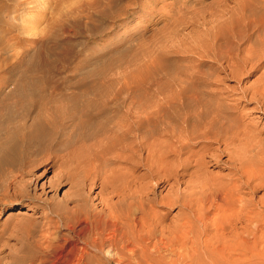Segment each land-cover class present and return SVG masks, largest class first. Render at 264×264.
Instances as JSON below:
<instances>
[{
  "label": "rangeland",
  "instance_id": "rangeland-1",
  "mask_svg": "<svg viewBox=\"0 0 264 264\" xmlns=\"http://www.w3.org/2000/svg\"><path fill=\"white\" fill-rule=\"evenodd\" d=\"M22 1L0 0V90L1 92L3 91L0 93V101H3V99L4 102L10 100L11 97L14 96L12 93L17 90L22 93L21 90L23 89H19V87L28 80L30 82L29 75L34 76L36 79L34 81V88L36 87L35 92H37L36 100L39 104V108L40 105L42 106V112L48 115V118L58 117L60 122H68L70 128L76 129L80 123L88 120L86 119V115L85 118L81 116L84 110L85 112H96L97 109L106 105L104 101L106 99L105 96L120 91L121 96L123 95V97H121L122 99L118 103H112V106L110 105V107H115V111L109 114L108 118H111V121L106 122L108 124L106 127L110 128V130H108L109 133L108 131H106L107 133L104 131L99 136L95 137L96 139L92 138L94 141L91 139L87 142V145L91 142L92 145L89 147L87 146L86 151L92 153L94 149H97L100 153L106 155L103 161L105 164H102V166L100 165L102 167L101 173H103V177L108 176V174L109 176L116 175L127 177L128 174L127 179L131 180L132 178V180H135L136 182L134 181L135 183L133 182L132 186L130 185L131 187L129 186L128 189V194L131 192V196L135 197L138 195V188L140 186H138V188L135 187H137L139 183L143 185V182L146 181V183L149 182L151 183L150 185H152V183L160 181L158 176V180L156 177L152 178L148 176V166L152 163V158L150 159L149 157L147 159L146 166L143 165L146 163V159L143 158V161H145H142L141 164L139 163L140 169H133L131 166V159H133L132 157L135 155L138 156L139 154L137 153H142L143 157H146L147 154L151 156V150H154L153 143H151L153 138H151L152 140L150 141L149 138L145 140L144 138L137 137L136 143L138 145L142 143L144 147L139 145L141 152L133 153L132 156V151L134 150L130 148L123 153L121 152L122 150L118 148V145L108 149V146L112 142L111 140L118 137V132L115 130H118L126 120H137L139 117L145 118L149 105H154L155 102L159 101L155 104L157 106L160 104L164 107L174 109L179 102L177 99L179 96H177V94L180 95L181 90L182 92L183 89L185 90L186 82H188L187 85H189V87L193 85V88L190 87L192 89L187 86L186 92L197 88L198 91H201L202 94L204 93L207 96L199 92L200 96H205L207 100L205 98L200 99V102L206 101L204 107L202 104L205 101L203 103L201 102L202 104L197 102L195 105L200 104L204 109L209 106V112L211 109L210 105L213 104L215 100L220 99L221 103L223 101V104L227 102L230 107H235L233 111H235L234 113H236L237 116H242H240V118L244 122L243 127L246 126L248 129L255 128L257 132L264 135V111L259 107L260 103L257 100L259 94H256V87H259L258 85L260 84L258 83L262 80L261 77L264 75V63L259 69L257 68V70L253 68L261 63L259 61L261 56V61H264V59H262L264 57V52L262 54L260 53L263 44L258 42L262 45L259 46L256 41L257 39L255 40V37H257L256 35H259L261 32L255 34L250 40L244 39V42L242 40V44L240 43V45L238 43L231 45L232 47L236 46L231 48L233 51L240 53L237 55L236 52H234V58L231 60L223 59V55H227L228 53V51H225L228 47L224 42L225 38L223 39V35L226 37L231 26L242 23L249 15H252L251 17L257 16V18H261L262 16V18H264V0H102V6L99 8L95 7L96 9L90 8L92 11L89 9L90 11H87L88 14L84 11V8L81 7L82 5H80L84 3V0H48L47 3H43L46 2V0H33L32 3H27L26 5H23L21 3ZM78 5L80 8H77ZM29 13L30 15H28ZM28 21H31L30 23L35 25L36 28L30 24L31 27H33L32 30L35 29L34 31H31V29L30 31L28 30V32L24 30L23 26L29 24ZM247 21L248 20H245L244 24ZM213 32H215L216 35ZM215 36H220V38L218 37L217 39ZM46 38L48 41H46L45 48L42 49L41 40ZM206 38L208 40H206ZM214 39H217L215 43L213 42ZM235 42H237V40ZM251 42L257 45V48L250 44L253 48L248 49L250 47L249 43ZM221 44H224L223 47ZM212 45H216L215 49ZM224 46H226V48ZM205 47L208 49L206 50ZM254 48L261 56L256 55L255 57ZM216 49L220 50H217V53H215ZM257 49L259 51H257ZM245 50H247L248 53ZM201 51H204V54ZM223 51L225 53L222 54ZM252 51H254V55ZM249 53H251L253 57H251L252 55H249ZM240 54L254 59L257 57L259 58H257V60L255 59L256 61L253 59L255 61V66L253 65L254 62L252 59H250L252 63L249 61L248 64L245 65L243 63V56H240ZM219 55L222 56L220 57ZM220 58L222 60H219ZM215 60L221 61L220 63L224 61L223 64H220ZM27 63H33L35 65V70L33 72H29L26 69L27 66L24 65ZM232 64L241 65H238L239 68L236 67V70L234 69L235 66L233 67ZM251 64L253 70L250 68ZM221 65H223V67ZM226 65L228 68L225 67ZM248 66L251 70L247 73L244 72L245 74L243 73V75L240 76L243 70H249ZM229 68L230 73L228 72ZM200 70L203 73L205 72V75H203ZM208 71L211 73L215 71L214 73L216 76L218 74L220 76L213 77ZM232 72L234 73L232 74ZM206 73L208 74L206 75ZM174 74H177L179 79L182 77L181 75H185L183 79H187V81L184 80V82L177 77L173 78ZM47 75L55 80V84L53 85L57 86L56 90L51 91L52 94L49 92V85L43 80V77ZM88 77H91L89 79L92 80L90 81ZM192 78L194 79L193 81L190 80ZM257 78L261 79L258 83L256 82L259 80ZM176 79H178V81ZM213 79L216 81H213ZM87 80H89L91 84H89ZM79 82H82V85L78 84ZM192 82L194 84H192ZM262 82L263 81H261V83ZM57 83L59 85H57ZM176 83L182 87L184 85L185 88L177 87ZM254 86L256 89H253ZM113 89H115V91ZM173 89L177 94L172 91ZM252 90L256 92L254 91V93ZM125 91H129V96H131L132 99L126 100L129 96H126V93H124ZM171 93H173V97ZM50 95L55 96L50 97ZM200 96L199 98H201ZM211 96L213 97L211 98ZM251 97L253 98L249 99ZM208 98L213 102L209 104L210 101ZM51 99L53 100L50 103ZM86 102H88V104ZM124 103H127V105L130 103L132 107L128 113L124 111L126 105ZM173 103L176 106L173 105ZM200 106H195L194 108L198 109ZM39 108H36L37 111L34 114L41 110V108ZM185 108L187 109V107ZM185 108H183L184 111ZM203 108H200L199 111L203 110ZM205 110L207 111V109ZM136 112L138 113L136 114ZM236 115L234 114V117ZM135 117L138 118L136 119ZM250 124L251 128L248 126ZM164 137L166 138L167 136ZM164 137L162 138L163 140ZM95 140L102 143V146ZM145 142L148 144L147 147L145 146ZM93 144H95V146L97 145V148ZM239 144L238 142L236 143V145ZM78 145V142L77 144L73 142L70 146L64 147L62 151L58 150V156H62L64 160L67 159ZM195 147L199 146L196 145ZM247 148H249V146H247ZM247 150L249 151L250 149ZM256 150L255 148L253 149L255 153H257ZM116 151H119L125 157H132L130 160L123 159L122 161H113L111 158L117 154ZM262 152H264V150ZM181 156V158H184V156L186 157L187 155L182 154ZM137 158L138 157H134V159L139 162ZM206 158H208L206 160H209L210 157ZM222 159L226 160L228 156H224ZM149 160L151 162H149ZM119 162L121 165H119ZM169 163L166 164L168 165L167 167L165 166L167 170H162L161 172L168 173L170 171L169 168L171 169V164L169 165ZM205 166V171L209 174L206 173L207 176H205L204 179L206 180L207 178V181L210 180L207 183L208 185L211 184L213 180L214 183L215 181L217 182L221 176L222 180H224L225 175L229 172V169L226 168L225 165L220 164V162L218 163L217 160H213ZM194 169L195 167H190L188 170H185L183 173H185L184 179L186 178V183L178 184V186L173 189L170 186H167L163 190L161 188L156 190L149 189L150 197H153V191L158 196V201H156L157 203L155 202L154 205L156 206H154V209L156 208L155 212L158 211L159 214L158 212L157 214L162 217L163 224L168 228V234L171 232L174 235L178 234V243H180L179 245L181 247L183 246L184 249L190 248L189 250L192 248V250H195V253L197 252L196 255L195 253L193 254L192 252L194 251L191 250L195 264H251L252 249L255 252L257 251L258 257L255 258L257 259L256 264H264V187L259 188L256 193V200L263 199V202L258 204L260 208L257 211L261 212L258 216L260 230L258 229L257 238L254 239L250 235L252 230H250V228L252 227H250L251 225L249 226V221H244V224H247L246 228H237L234 230L235 232L229 231L230 228L224 231L221 227L218 229L219 226L214 225V223L216 224L217 218L222 219H218L220 221H224V211L218 209V211L216 209H210L208 210L209 212L205 211L209 203H206V199H201V194L197 191L198 189L200 190L199 185L201 186V184H199V181L197 182V180H193L192 178V174L195 171ZM42 170L43 169L39 170L38 174H40ZM154 170L157 171L158 169L154 168ZM143 172H148L145 174V178L143 176V178L141 177V175L144 174ZM56 173V168H51L49 172L40 177L36 186V198L33 200L18 199L15 196H11L10 198L4 199L5 201L2 200V202H0V264H17L20 259H28L29 254L34 251H40V247L43 246L42 242H44L46 237L45 235L48 234L49 236L48 232L50 230V232H53V237L56 235L54 229L49 228V225L46 223L47 210L44 211L40 206L41 203L48 206L49 204L57 205L66 198L69 185L61 184L57 188H54L57 177ZM146 175L148 177H146ZM193 187H195V192ZM50 189L51 191H48ZM247 189L248 188H244V190ZM99 190L100 187L98 186L90 191L91 201L93 200L92 202L94 204H99L100 202V198L97 196ZM193 193L194 195H192ZM161 199L164 201L160 202ZM116 201H118L117 196L113 198V202ZM203 202L206 204L204 205ZM203 209L205 210L203 211ZM246 212L247 210L244 211L245 214ZM202 215L207 217L205 219L206 221L204 220L207 223V227L205 223L202 222ZM241 225L243 224H239V226ZM215 227H217L218 230ZM62 233L69 236L71 239L73 237V234L66 228ZM251 240L254 241L251 243ZM72 245L73 244H69L68 247L70 248ZM246 250V255H243L242 253ZM225 256L228 258H225ZM239 259L243 262L241 261L242 263H239Z\"/></svg>",
  "mask_w": 264,
  "mask_h": 264
},
{
  "label": "bare ground",
  "instance_id": "bare-ground-1",
  "mask_svg": "<svg viewBox=\"0 0 264 264\" xmlns=\"http://www.w3.org/2000/svg\"><path fill=\"white\" fill-rule=\"evenodd\" d=\"M47 1L48 0H46V2L43 3H47ZM32 2L33 0L32 1L24 0L21 3L23 5H26L27 3H32ZM101 3L102 0L101 1L84 0V3L82 4L79 3V4L82 5L81 7H83L84 11L87 12L90 10L92 11V9L90 8H95V7L99 8L103 4ZM78 7L79 5L77 6V8ZM28 15H30V13ZM251 16L252 15H249V17L247 16L248 18H246L245 20L248 21L245 22V24H244L245 20H243L242 23L231 26V28L228 30L227 35L225 34L226 37H224L223 35V39L225 38L224 42L227 44L225 45L228 47L225 50L226 52L228 51V53L227 55L225 54L223 55V59L231 60L234 58L233 55L234 52H236L237 55L240 53V52L237 53V51H233V49L231 48L236 46L232 47L231 45H234L235 43L236 44L238 43L240 45V43L242 44V40L243 42L244 39L250 40L251 38H253L255 34L259 32L261 33L259 35L258 34L256 35L257 37H255V40L257 39L256 41L259 46H262L259 43L263 44L260 53L262 54L264 52V18H262V16L261 18L258 16L260 18L259 19L257 18V16L254 17ZM28 22L29 24L23 26L24 30H27V32L28 30L30 31V29L31 31H34L35 29L32 30V28L33 27L36 28L35 25L30 23L31 21ZM30 24H32L33 27H31ZM213 33L215 34V32ZM218 37L220 38V36ZM207 38L206 40H208ZM216 40L214 39L213 42L215 43ZM236 40L237 42H235ZM46 41H48L47 38L41 40L42 49L45 48ZM252 42L256 43L255 41ZM252 42L249 43L250 47L248 46L249 47L248 49L253 48L251 47V45L257 48V45L253 44ZM221 45L223 47L224 44ZM226 46L224 47L226 48ZM213 47L215 49L216 45ZM205 49L207 50L208 48L205 47ZM217 50L220 49H216L215 53H217ZM259 50L257 49V51ZM245 51L248 53L247 50ZM252 52L254 55V51ZM223 53L225 52L223 51L222 54ZM256 53L257 52L255 50V57L256 55H260ZM250 54L251 53H249V55ZM241 55L242 54H240V56ZM253 55L251 57H253ZM219 56L221 57L222 55ZM251 57L248 56L245 57L244 55L243 63L247 65L248 62L251 61L250 59L252 60L254 59ZM261 57L259 59L261 63L258 61L260 64H258L257 66H255V61L259 57L255 58L256 59V60L254 59L255 61L253 60L254 62L253 65L255 67H253L251 64L250 67L251 69L253 67L254 69L257 70V68L259 69V67H261V65L264 63V61H261ZM262 59H264V57ZM219 60L222 59L220 58ZM223 61L222 63H220L221 61L220 62L217 61V62L223 64ZM232 65L233 67L235 66L234 69H236V67L239 68L238 65L241 64L238 65L232 64ZM232 65H228V66H232ZM24 66H27L26 69L29 72H33L35 70V65L33 63H27ZM221 66L223 67V65ZM249 66H248L249 70L248 71L243 70L240 76L243 75L244 72L247 73L251 70ZM225 67H227V65ZM214 72L212 73L210 72V73L211 75H213V77L214 76L217 77L219 74L216 76ZM228 72L230 73V68ZM234 72H232V74ZM204 73L202 72L203 75H205ZM207 74L208 73H206V75ZM181 76L182 77H180L179 79L177 77V74L176 75L174 74L173 78L177 77L179 80L182 79V81L184 80L187 81V79H183L185 75L184 76L181 75ZM28 77H30V82L28 80L19 87V89H23L21 90L22 93H20L18 90L15 91L14 93L11 92L12 95L14 94V96L11 97L10 100H6V102H4L3 99V101H0V202H2V200L6 198H10L11 196H15L18 199L20 198L24 200L25 199L33 200L34 198H36V194H37L36 193L37 181H39L41 176L49 172L51 168H56L57 170L56 173L57 177L54 188H57L61 184L63 185L67 184L69 185V191L66 193V198H64L63 201H61V203L57 202L60 204L57 205L49 204L48 206L41 203L40 206L44 209V211L47 210L46 223L47 225H49V228L54 229L56 235L53 237L52 235L53 232H50L51 230L48 232L49 236L48 234L47 235L44 234L46 237L44 242H42L43 246L40 247V251L39 250L34 251L33 253L29 254L28 259L26 258V260L25 258L18 260L17 264H183V263L195 264L192 258V255L195 253V250H192L191 248V250L194 251L192 252L193 253L192 254L191 250H189L190 248L184 249L183 246L182 248L179 245L180 243H178L179 240L177 237L178 234L174 235L172 234V232L168 234L167 231L168 228L163 224V220L161 219L162 217L158 215L159 214L158 211H157L158 214L157 212H155L156 208L154 209V206H156L154 204L156 201H158V196L154 191L152 192L153 197H150L151 195H149V189L156 190L158 188H161L163 190L167 186H170L173 189L174 187L178 186V184L186 183V178L184 179L185 173L183 172L185 170H188L190 167H195L194 169L195 171L192 174L193 180H197V182L199 181V184H201V186L199 185L200 190L199 189L197 190L201 194V199L204 198L206 199V203L207 202L209 203L208 207L204 206L206 207L205 208L206 210L203 209V211L204 210L208 211L210 209H214V210L218 209V210H223L225 213L224 214L222 211L224 215L223 218L224 221H220L222 219L217 218L216 224L213 222L214 225L219 226L218 229L221 227V229L224 231H226L229 228H230L229 231L230 230L234 231L237 228H241V227L246 228L247 224L245 225L244 221H249V226L251 225L250 227H252L250 228V230L252 229L250 235L254 239L257 238L256 235L258 234L257 232H259L258 216L261 213L257 211L260 208V205L258 204L264 201L263 199L256 200L257 191L259 190V188L264 187V152H262L264 150V135H261L259 132H257L255 128L248 129L246 126L243 127L244 122L240 118L241 115L237 116L236 113H234L235 112L233 111L235 108L234 106L230 107L227 104V102L223 104V101L221 103L220 99H217L218 101L215 100L216 97L214 98L215 102L211 101V99L208 98L210 101L209 104L213 102V104L210 105L211 109L208 112L209 106L207 108L205 107L207 111L203 108L206 101L204 100L205 101V102L203 101L204 103L201 101L203 104L200 102V99L205 98L206 95L203 93L205 96H200L199 92L201 91H198L197 88L190 90L189 92H186L187 86L189 87V85H187L188 82H186L187 83V84L185 83L186 88L183 85L186 91L183 89L182 92L181 90L180 95L177 94V92L174 91V89L172 90L174 93L177 94V96H179L177 98L179 101L177 103V106L173 103V105L176 106L174 108V106L172 105L174 109L164 107L160 104H158L159 106L155 105L156 103L159 102L157 100L158 102H155L154 105L151 104L149 105V107L147 105L148 110L147 113L145 112L146 113L145 118H140L138 116L139 119H137L138 117L137 118L135 117L137 120H129V121L126 120L118 130H115L118 132V137L113 138L111 140L112 142L108 146V149H111V147L118 145V148L122 150L121 152L123 153L126 152L125 150L130 148L134 150L132 151V156H133V153H137L141 150L139 145L141 147H144L142 143H140L139 145L136 143L137 137L144 138L145 140L149 138L150 141L152 140L151 138H153V141H151V143H153L154 150H151L152 151L150 154L151 156H148L147 154L146 157H143L142 153H137L140 156L135 155L134 157H138L137 159L139 160V162L136 161V159H134V157L131 156L133 158L131 159L132 160L131 166L133 169L136 168L140 169L139 163L140 164L142 163L143 158L146 159V163L143 164L144 166H146L147 159L150 157V159L152 158L151 159L152 163L148 166L149 173L143 172L144 174H142L141 177L143 176L145 178V174L148 173L149 177L157 178L158 176L160 180L157 181L156 183L155 182L152 183V185H150L151 183L149 182L146 183V181L143 180L144 181L143 185H140L142 183H139V185L135 187L138 188V186H140L138 188L139 190L138 195L133 197L130 195L131 192L130 194H128V189L130 185L132 186V183L135 180H132V178L131 180L127 179L128 174L127 177L126 176L120 177L116 175L109 176V174L108 176L110 178L108 176H106L108 178L103 177V173H101V169H102L101 166L102 164L103 165L105 164L103 161L105 160L106 155H104V153H100V151H98L97 149L96 150L94 149L92 153H88L86 151L87 146L89 147L90 145H92L91 144L92 142L89 143V145H87L88 144L87 142H89L92 138L96 139L95 137L99 136L104 131L106 132L110 130V128L106 127L108 125L106 122L111 121V118H108L109 114L115 111V107H110V105L112 103H118L122 99L121 97H123V95L121 96V92L116 91L111 94H108V96H105L106 99L104 101L106 105H104L102 108L99 109L96 108L97 109L96 112H91V111L85 112L84 110V113L82 112V115L81 114L80 115L83 116V118H85L86 115V119L88 120L80 123L76 129L72 127L71 129L68 122L62 123L59 121L58 117L48 118V115L42 112L43 108L41 105H40L41 110L38 111L36 114H34L37 111L36 108H39V104L37 103L36 100V93H37L35 92L36 87L34 88V84H35L34 81L36 79L34 76L31 75H29ZM262 77H261L262 80L260 78H257L259 80L256 81L257 83L260 80L263 81L262 83L261 81L258 83L260 84L258 85L259 87H256L257 88L256 89L254 86L253 88L256 89L257 92L255 90L252 91L253 92L255 91L256 94L257 93L259 94V98L257 99L258 102L260 103L259 107L264 111V75ZM89 78L91 77H88V79ZM178 79L176 80L178 81ZM43 80L45 83L49 85L50 87L49 92L50 94H52L51 91L57 89V86L53 85L55 84L54 83L55 80L48 75L44 76ZM89 80L87 81L89 82V84H91L90 81L92 79L90 81ZM190 80L193 81L194 79L192 78ZM214 80L215 79H213V81ZM81 83L82 82H79L78 84ZM192 84L194 83L192 82ZM57 85L59 84L57 83ZM178 86L179 85L177 84V87ZM113 90L115 91V89ZM2 92L0 90V93ZM124 93H126V96L130 95L129 91H125ZM171 94H172L171 96L173 97V93ZM54 96L50 95V97H54ZM199 96L201 98H199ZM212 97L213 96H211V98ZM252 98L253 97L249 99ZM127 99H132V98L131 96H129L126 98V100ZM52 100L53 99L50 100V103ZM174 101L177 102L176 100ZM197 102L198 103L200 102V104H202L203 107L200 106V104L195 105L197 104ZM86 103L88 104V102ZM124 104H126L124 107L125 108L124 111L128 113L132 109V107L130 106V103L129 105H127V103ZM207 105H208V101H207ZM195 106L196 107L200 106V107L198 109L197 108L195 109L194 108ZM185 107H187V109ZM183 108H185V111L183 110ZM200 108H203V110L199 111ZM59 109L56 110L58 111ZM137 113L138 112H136V114ZM234 114L237 117L236 116L234 117ZM248 126H250L251 128V124ZM164 136L167 137L165 138ZM163 137L164 140L162 139ZM94 139L92 140L94 141ZM95 141L98 142V140ZM73 142H76V144L78 142L79 145L74 149V151L71 153L69 157L66 156L67 159L64 160L62 156H58L59 155V153H57L58 150L62 151L64 147L70 146ZM237 142L240 144L236 145ZM99 143L100 142H98V144ZM145 143H146L145 146L147 147L148 144L147 142ZM100 144L102 146V143ZM93 145L95 146V144ZM196 145L199 147H195ZM247 146H249V148H247ZM95 147L97 148V145ZM254 148L255 150L257 149L256 150L257 153L253 151ZM247 149L250 150L248 151ZM118 152L111 158V160L113 161H122L123 159L130 160L131 157H125L120 152L119 153ZM182 154H186L187 156L181 158ZM224 156H228V159L223 160L222 157ZM206 157H210L209 160H206L208 159ZM213 160L215 161L217 160L218 163L220 162V164L225 165L226 168L229 169V172L228 174L225 175L224 180H222V176H221V178L217 182L215 181L214 183L213 180L212 183L208 185L207 183L210 180L207 181V178L206 180L204 179V177L207 176L206 173H208L205 171L206 169L205 165ZM151 161L149 160V162ZM167 163H169V165L171 164V169L169 168L170 171L168 170L169 171L168 173L161 172L162 170L165 171L167 170L166 169V167L168 166L166 165ZM119 165H121L120 162ZM154 168H157L158 170L156 171L154 170ZM41 169H43L42 172L38 174L39 170ZM148 176L146 175V177ZM98 186L100 187V190L98 191L97 196L100 198V202L99 204L97 203L94 204L92 202L93 200L91 201L90 191ZM193 188L195 192L196 191L195 187ZM244 188H248V189L244 190ZM48 191H51V189ZM192 195H194V193ZM116 196L118 197V201L113 202V198ZM162 201L164 200L161 199L160 202ZM245 210H247L246 214L244 213ZM206 218H207L206 216L205 217L203 216L202 222L205 223V226L207 227V223L205 222ZM239 224H243V225L239 226ZM65 228L68 229L71 234H73L72 239L69 236H66L64 233H62ZM215 228L217 229V227ZM252 241L254 240H251V243ZM69 244H73V245L69 248L68 247ZM246 253L247 250L242 254L246 255ZM226 257L227 256H225V258ZM256 257H258L257 251L255 252L252 249L251 264H256V260H257L255 259ZM242 259L245 258L243 257ZM241 261L242 260H240L239 263L243 262Z\"/></svg>",
  "mask_w": 264,
  "mask_h": 264
}]
</instances>
